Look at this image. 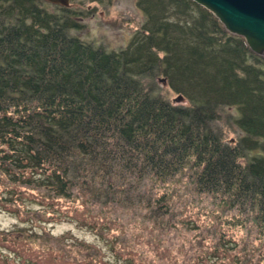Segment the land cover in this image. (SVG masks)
Masks as SVG:
<instances>
[{"label": "trees", "instance_id": "16d2710c", "mask_svg": "<svg viewBox=\"0 0 264 264\" xmlns=\"http://www.w3.org/2000/svg\"><path fill=\"white\" fill-rule=\"evenodd\" d=\"M135 2L143 25L109 50L78 35L83 12L0 0V185L55 200L85 195L88 206L153 219L171 208L146 197L145 182L190 165L199 192L264 231V58L192 0ZM224 118L238 130L234 144ZM248 252L239 264H262Z\"/></svg>", "mask_w": 264, "mask_h": 264}, {"label": "rangeland", "instance_id": "374dc122", "mask_svg": "<svg viewBox=\"0 0 264 264\" xmlns=\"http://www.w3.org/2000/svg\"><path fill=\"white\" fill-rule=\"evenodd\" d=\"M68 8L83 12L77 16L83 25L78 35L109 50L125 48L145 21L135 0H72ZM168 97L188 105L185 98L176 102L180 96L171 91ZM220 125L226 141L236 143L237 128L225 118ZM194 170L189 165L169 181L145 182V196L164 197L171 208L155 221L147 210L88 206L85 195L55 200L41 196L46 190L3 181L0 264H239L253 250L264 264V231L225 200L199 192Z\"/></svg>", "mask_w": 264, "mask_h": 264}, {"label": "water", "instance_id": "95a60500", "mask_svg": "<svg viewBox=\"0 0 264 264\" xmlns=\"http://www.w3.org/2000/svg\"><path fill=\"white\" fill-rule=\"evenodd\" d=\"M68 8L72 0H44ZM210 11L231 35L243 38L252 52L264 58V0H192ZM166 83L165 79H160ZM176 102L183 101L179 97Z\"/></svg>", "mask_w": 264, "mask_h": 264}]
</instances>
